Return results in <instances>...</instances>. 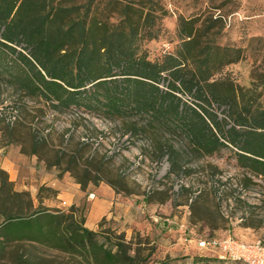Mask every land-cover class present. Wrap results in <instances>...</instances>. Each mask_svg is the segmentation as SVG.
I'll list each match as a JSON object with an SVG mask.
<instances>
[{"label":"trees","instance_id":"1","mask_svg":"<svg viewBox=\"0 0 264 264\" xmlns=\"http://www.w3.org/2000/svg\"><path fill=\"white\" fill-rule=\"evenodd\" d=\"M165 15L154 0H0V83L60 112L132 121L198 157L230 148L238 167L264 177V98L225 72L242 49L218 44L221 16L179 17L174 52L150 60L141 45L162 36ZM8 193L2 180L1 242L36 243L86 264H147L122 234L87 229L73 208L2 213Z\"/></svg>","mask_w":264,"mask_h":264},{"label":"rangeland","instance_id":"2","mask_svg":"<svg viewBox=\"0 0 264 264\" xmlns=\"http://www.w3.org/2000/svg\"><path fill=\"white\" fill-rule=\"evenodd\" d=\"M154 1L166 12L165 31L157 40L142 43L148 59L174 52L179 17L221 16L218 44L243 51L242 59L225 72L243 91L264 98L259 84L264 75V0ZM222 110L217 112L223 114ZM170 160L175 161L174 171ZM2 180L9 184L2 213H16L19 207L23 213L38 207L73 208L87 229L122 234L132 251L148 259L147 264H236L198 251L196 243L225 234L244 241L264 237V177L238 167L230 148L198 157L182 140L142 131L132 121L60 112L4 83H0ZM101 187L118 195L117 210L112 207L106 214L103 204L92 205L91 194ZM14 193L23 194L22 202L12 197ZM128 215L136 216L137 224H129ZM155 217L159 223H154ZM163 219L183 224L185 234L163 225ZM147 223L149 232L140 227ZM177 244L175 255L164 253ZM0 264L86 263L36 243L0 241Z\"/></svg>","mask_w":264,"mask_h":264},{"label":"built area","instance_id":"3","mask_svg":"<svg viewBox=\"0 0 264 264\" xmlns=\"http://www.w3.org/2000/svg\"><path fill=\"white\" fill-rule=\"evenodd\" d=\"M153 221L159 223L160 220L155 217ZM163 225L175 226L183 234L186 232L184 225L174 219H163ZM196 248L226 262L264 264V237L251 241H244L229 234L218 238L203 237L196 243Z\"/></svg>","mask_w":264,"mask_h":264},{"label":"crops","instance_id":"4","mask_svg":"<svg viewBox=\"0 0 264 264\" xmlns=\"http://www.w3.org/2000/svg\"><path fill=\"white\" fill-rule=\"evenodd\" d=\"M91 196H93V199L95 200L94 203H92V205H95L96 202L103 204L104 208L106 209V214L107 211H109L112 207H114V209H118L120 206V199L118 198V195L114 193V191L109 188V187H105V188H99L97 190L94 191L93 194H91ZM70 203H72V200H69ZM131 206L129 205L126 209L128 211V209H130ZM137 217L136 216H130L128 215V218L126 221H128L129 224L131 225H135L137 224ZM140 227H144V229L146 230V232H149V227H148V223L146 225L141 224ZM180 237V236H179ZM170 244V243H169ZM178 244L177 245H170L168 248L165 249L164 253H168L170 256L175 255V251L178 248Z\"/></svg>","mask_w":264,"mask_h":264}]
</instances>
